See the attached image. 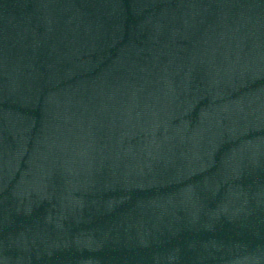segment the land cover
Listing matches in <instances>:
<instances>
[{
	"label": "water",
	"instance_id": "95a60500",
	"mask_svg": "<svg viewBox=\"0 0 264 264\" xmlns=\"http://www.w3.org/2000/svg\"><path fill=\"white\" fill-rule=\"evenodd\" d=\"M0 264H264V0H0Z\"/></svg>",
	"mask_w": 264,
	"mask_h": 264
}]
</instances>
